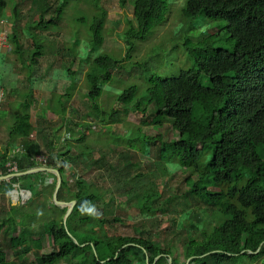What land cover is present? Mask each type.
<instances>
[{
	"label": "trees",
	"instance_id": "trees-1",
	"mask_svg": "<svg viewBox=\"0 0 264 264\" xmlns=\"http://www.w3.org/2000/svg\"><path fill=\"white\" fill-rule=\"evenodd\" d=\"M23 1L0 0V20L6 22V39L11 46L8 52L24 57L30 64L24 68L29 69V75L25 91L20 93L22 100L13 106L7 123V143L0 150V177L12 174L7 164L15 165L19 173L42 167L37 159L42 154L40 147L31 140L38 80L35 74L40 59L54 51L37 31H58L59 21L71 6L74 23L85 29L89 50L79 53L73 45L61 48L59 53L68 60L63 62L60 72L71 86L65 94L50 99V108L63 118L67 115V102L73 96L78 74L71 71V64L78 56L81 71L84 64L88 65L85 94L98 121L103 124L124 121L129 110H147L150 119L142 118L143 125L159 128L165 123L171 125L172 139H165L161 133L147 137L142 134V126L131 128L125 136L110 133V138L125 148L119 154L121 158L129 161L130 150H139L145 156L154 154L159 158L155 163L157 172L167 174V165L177 164L186 174L181 196L169 200L175 211H179V223L184 226L185 233L179 240L185 260L180 261L175 245L154 241L153 230L161 227V219L156 216L161 208L157 200L160 193L156 181L151 180L156 173L147 174L149 181L145 184L143 171L135 173L131 166L136 163L106 165V169L115 173L119 183L128 182L134 191L142 189L139 206L149 215L147 222H151L152 229L137 228L140 238L108 233L105 223L124 220L102 217V213L113 212L99 211L97 202L102 196L95 193V184L77 181L74 190L69 191V185L62 181L58 200L74 201L66 222L68 208H60L53 199L37 210L9 207L6 223L0 222V229L20 224L32 235L28 239H11L12 244L20 247L13 252L15 259L32 252H36L38 264H61L65 260L68 264H247L264 258V0H183L180 26L168 40L172 47H153L138 59H134L137 44L154 35L165 22L169 0H133V18H127V25L119 35L127 49L117 57L102 51L106 40V10L99 0H88L92 6L88 10L80 7L83 0H35L38 18L26 23L22 18ZM118 1L121 6L129 2ZM210 22L214 23L211 25L214 34L203 32L209 29L204 24ZM187 23L192 24L196 36L194 40L186 36L181 43L193 67L181 69L171 77L156 72L146 82L136 78L138 73L150 68V62L160 65L165 54L164 64H173L168 55L173 54L179 42L175 41L174 45L177 29L186 33ZM22 34L34 43L29 50ZM216 43L220 46L215 47ZM6 52V48L0 49L1 63ZM145 57L151 60L143 62ZM133 81L136 83L125 86ZM118 83L119 93H115L109 107H104L101 98L116 89ZM5 91L0 72V105L8 94ZM77 125L82 129L77 139V158H91L93 149L85 142V130L91 125L88 122ZM48 146L54 151L57 144L51 140ZM71 147L66 143V149L57 153L59 165L55 170L60 176L72 166L66 159ZM19 178L25 181L24 188L32 197H36L43 192L38 185L44 188L46 181L56 176L43 171L12 180ZM12 187L11 182L0 180V192H8ZM52 188L55 193L56 183ZM45 237L52 241L53 247L50 253L40 255ZM0 264H9L1 251Z\"/></svg>",
	"mask_w": 264,
	"mask_h": 264
},
{
	"label": "rangeland",
	"instance_id": "rangeland-1",
	"mask_svg": "<svg viewBox=\"0 0 264 264\" xmlns=\"http://www.w3.org/2000/svg\"><path fill=\"white\" fill-rule=\"evenodd\" d=\"M102 3L103 8L106 10V23H105V43L102 51L113 56H121L126 51L127 46L123 39L120 38V34L123 33L126 25L127 18H133V0H129L126 6H121L118 0H99ZM170 8L167 14L166 20L162 25H159L154 35L149 36L145 42L137 44V50L135 51L134 59L141 58L146 53H149L153 47H160L162 45L170 49L172 46L168 42L172 38L176 28L180 26V11L183 5V0H169ZM73 3V2H72ZM37 3L35 0H25L22 2V18L23 23L28 20L37 19L36 12ZM80 7L92 8L88 3V0H83L80 3ZM74 10L71 6H68L65 14L61 18L60 29H49V31H37L41 38L46 39L48 43L53 47V53H49L40 59L41 65L37 68L35 76L38 80L35 83V97L36 104L32 107L33 114V125L34 132L31 135V140L35 141V145L40 147V155L37 156L42 167L55 170V166L59 165V158L57 153L64 151L66 143L72 145L71 152L69 153L67 162L71 167L61 177L62 181H65L69 185V191L74 190L75 183L86 180L87 182L94 183L96 186L95 193L101 194L102 198L97 202L99 211L103 212L110 209L112 214L102 213V217H119L124 222H114L110 220L105 223V229L110 233L116 235L128 237V238H140L137 228L142 231L146 227L152 229L150 226L151 222H147L149 215L144 214L139 206V194H142V189L133 190L132 186H129L128 182L119 183L115 176V173L106 169V165L115 166L116 164L128 165L136 163L137 165H131L134 172L140 170L143 171V182L148 183L149 178L147 174L150 172L156 173L151 180L156 181L157 191L160 193V197L157 199L159 206L161 207L156 216L161 219V227L154 229L153 239L158 243H171L176 246L180 261H184L182 255V248L180 238L185 233L184 226L179 223V211H175L174 205L169 204V200L175 201L176 196H181L184 186L186 174L183 173L182 169L177 164L167 165L168 173L162 174L157 172L155 163L159 162V158L154 154L149 156L143 155L139 150H130L131 159L126 160L119 156L121 151H124L123 146H118L113 143L110 138V133L117 136H125L129 133V130L136 126H142V134L149 137H154L161 133L165 139L173 138V129L170 124L165 123L162 127H157L151 124H142V118L147 117V110L134 111L129 110L126 119L124 121H109L108 124H103L96 118V116L90 110V104L86 98V88L84 85L85 72L88 69V65L84 64L83 71L80 68V60L78 56L75 58L74 64H71V71L78 73L76 76V83L73 85V96L67 102L68 113L63 118L57 115L56 112L50 108V99L55 98L58 95L65 94L67 89L71 86V82L63 77L60 70L63 68L66 58L59 53L61 48L66 46H75L79 53H83L88 48V41L83 27L74 23L73 17ZM209 22V21H207ZM211 23V22H210ZM205 23L204 26L208 27L207 32L214 34L213 25L214 23ZM192 24L186 26V33H182L177 29L176 40L179 41L176 45L173 54H169L170 59L173 60V64L169 65L168 62L164 64V56L161 64H155L150 62V68L143 72L138 73L136 78L146 82V79L151 74H161L165 77H171L178 75L181 69H189L193 67L192 60L189 58L187 51L184 49L181 40H184L186 36L194 40L196 33L191 28ZM193 31V34L191 33ZM8 29L6 22L0 20V49L6 48L7 52L4 53V61H0V72L3 76V84L6 88V98L0 105V150H3L8 139L7 123L10 122L9 117L12 113L13 106L16 107L22 97L20 93L25 91L27 85V76L29 75L30 64L24 61V57L12 54L10 51L11 46L7 42ZM78 34V36H76ZM23 42L26 50L33 46V41L26 35L23 36ZM219 39V38H218ZM217 39V40H218ZM148 40V41H147ZM220 46L219 43L215 44V47ZM222 46V44H221ZM156 52V51H154ZM63 54V52H62ZM92 59V58H91ZM64 60V61H63ZM151 60V57H145L143 62ZM71 61V58H69ZM89 63L88 61H85ZM135 72H132L134 74ZM125 78H127L125 76ZM136 82L125 83V86L131 85ZM116 89H111L102 98V105L109 107L112 104L113 96L116 92L119 93V83ZM142 89V88H141ZM19 101V102H18ZM55 104V103H54ZM86 116V117H85ZM80 122H88L91 128L85 130V142L88 143L93 149V155L91 158L79 157L77 158L78 150L77 146L79 143L77 139L82 134V129L77 125ZM133 124V125H131ZM131 125V126H130ZM111 126V128L109 127ZM56 132V133H55ZM57 137L55 138L53 135ZM51 140H54L57 144L56 150L48 146ZM144 148L148 147L144 145ZM36 150V149H35ZM96 163H92V161ZM105 164V165H104ZM39 168V167H38ZM48 172V171H47ZM9 175L1 176L0 180L11 182L13 187L8 192H0V222L6 223V215L10 206L25 207L26 210H37L42 207L44 203H50L54 196V190L52 185L58 182V176L49 171V173L56 176L46 181V187L38 185L43 190L42 194L36 197H32L31 192L24 188L25 181L20 179L15 181L12 180L15 177L23 176L17 172L15 166H9ZM57 180V181H56ZM133 191L134 194L130 195L128 192ZM138 193V194H137ZM54 202V199H53ZM64 208H68L70 202H66ZM55 204V203H54ZM50 206V204H48ZM56 205V204H55ZM204 207V204H201ZM181 207L179 208V210ZM208 218L207 215H202ZM210 219V218H208ZM207 219V220H208ZM32 224L28 225L31 226ZM26 237L32 238L23 226L15 224L14 226L1 228L0 229V251L6 256L9 264H38L37 257L32 252L27 255L20 256V259H15L13 252L20 247L17 244H12L11 239ZM33 236V239L38 237ZM53 247L52 241L45 237L41 243V249L39 250L40 255H45L51 252ZM35 251H38L35 249ZM68 260L63 261L61 264H68ZM247 264H264V258L257 260L256 262Z\"/></svg>",
	"mask_w": 264,
	"mask_h": 264
},
{
	"label": "water",
	"instance_id": "water-1",
	"mask_svg": "<svg viewBox=\"0 0 264 264\" xmlns=\"http://www.w3.org/2000/svg\"><path fill=\"white\" fill-rule=\"evenodd\" d=\"M43 171H48V172L51 171V172L55 173L58 176V182H57V185H56V189H55V193H54L53 199H54V203L57 206H59L60 208L65 207L66 204H68V203L59 201L58 198H57V194H58L59 188L61 186V182H62L60 174H59V172L57 170H50L49 168H46V167H39V168H35V169L29 170V171H27L25 173H20V174L26 175V174H33V173L43 172ZM69 205L70 206L68 207L67 213H66V215L64 217V222L67 221V218L69 217V215L72 212V207L74 205V201L70 202Z\"/></svg>",
	"mask_w": 264,
	"mask_h": 264
},
{
	"label": "built area",
	"instance_id": "built-area-1",
	"mask_svg": "<svg viewBox=\"0 0 264 264\" xmlns=\"http://www.w3.org/2000/svg\"><path fill=\"white\" fill-rule=\"evenodd\" d=\"M14 152H16V153H17V152H18V150L14 151ZM7 166L9 167V166H15V165H10V164H8ZM15 167H16V166H15Z\"/></svg>",
	"mask_w": 264,
	"mask_h": 264
},
{
	"label": "crops",
	"instance_id": "crops-1",
	"mask_svg": "<svg viewBox=\"0 0 264 264\" xmlns=\"http://www.w3.org/2000/svg\"><path fill=\"white\" fill-rule=\"evenodd\" d=\"M8 165V164H7ZM11 165V164H10Z\"/></svg>",
	"mask_w": 264,
	"mask_h": 264
}]
</instances>
